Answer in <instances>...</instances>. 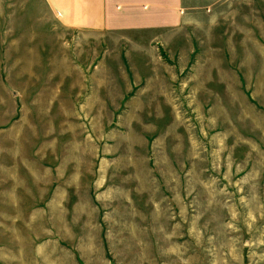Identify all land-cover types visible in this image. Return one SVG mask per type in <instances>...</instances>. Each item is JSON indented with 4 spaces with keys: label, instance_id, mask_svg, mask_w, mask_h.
Segmentation results:
<instances>
[{
    "label": "rangeland",
    "instance_id": "rangeland-1",
    "mask_svg": "<svg viewBox=\"0 0 264 264\" xmlns=\"http://www.w3.org/2000/svg\"><path fill=\"white\" fill-rule=\"evenodd\" d=\"M254 5L250 27L201 31L190 53L106 54L92 101L17 103V116L43 117L41 133L12 128L43 141V215L8 208L6 190L24 183L0 181V264H264V0ZM12 61L0 54L1 97L43 92L42 57ZM13 163L0 172L21 173Z\"/></svg>",
    "mask_w": 264,
    "mask_h": 264
},
{
    "label": "crops",
    "instance_id": "crops-1",
    "mask_svg": "<svg viewBox=\"0 0 264 264\" xmlns=\"http://www.w3.org/2000/svg\"><path fill=\"white\" fill-rule=\"evenodd\" d=\"M256 1L0 0V23H8L7 30L0 26V54H8V69L15 70L17 53L43 59V92L0 95V169L14 161L22 167L21 173L0 172V181L24 183L6 190L8 208L13 203L15 213L33 214L35 220L43 215V141H16L12 130L14 122L25 119L19 138L41 133L43 117L38 125L31 116H17L18 102L92 101L96 71L106 67V54L134 53L148 61L161 51L190 53L201 31L249 23ZM68 115L79 117V110ZM6 136L12 140H3ZM4 207L0 205V212Z\"/></svg>",
    "mask_w": 264,
    "mask_h": 264
}]
</instances>
